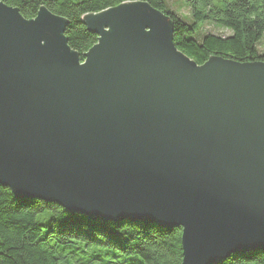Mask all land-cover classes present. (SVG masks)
<instances>
[{"label": "water", "instance_id": "1", "mask_svg": "<svg viewBox=\"0 0 264 264\" xmlns=\"http://www.w3.org/2000/svg\"><path fill=\"white\" fill-rule=\"evenodd\" d=\"M83 24L0 0V185L105 221L182 232L181 264L264 251V61L174 43L172 18L125 2Z\"/></svg>", "mask_w": 264, "mask_h": 264}, {"label": "trees", "instance_id": "2", "mask_svg": "<svg viewBox=\"0 0 264 264\" xmlns=\"http://www.w3.org/2000/svg\"><path fill=\"white\" fill-rule=\"evenodd\" d=\"M27 19L42 7L66 18L70 47L83 55L97 35L83 24L94 14L125 2H148L174 23V43L202 65L210 57L238 62L264 61L258 49L264 35V0H186L190 21L164 0H2ZM206 25L229 30L227 36L206 32ZM182 232L155 224L105 221L71 213L38 199H17L0 185V264H181ZM218 264H264V251L232 254Z\"/></svg>", "mask_w": 264, "mask_h": 264}, {"label": "rangeland", "instance_id": "3", "mask_svg": "<svg viewBox=\"0 0 264 264\" xmlns=\"http://www.w3.org/2000/svg\"><path fill=\"white\" fill-rule=\"evenodd\" d=\"M164 1L167 9L174 10L177 13V15H179L182 19L190 21L191 13L189 8L186 6L187 5L186 0H164ZM204 30L208 33H213L222 36H227L230 34L229 30H225L216 25H206ZM258 49L261 53H264V35L260 40Z\"/></svg>", "mask_w": 264, "mask_h": 264}]
</instances>
